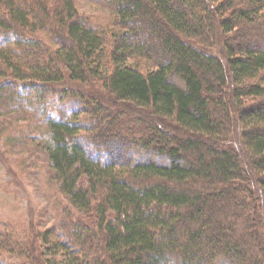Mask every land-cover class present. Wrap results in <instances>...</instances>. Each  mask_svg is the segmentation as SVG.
<instances>
[{
    "label": "trees",
    "instance_id": "trees-1",
    "mask_svg": "<svg viewBox=\"0 0 264 264\" xmlns=\"http://www.w3.org/2000/svg\"><path fill=\"white\" fill-rule=\"evenodd\" d=\"M95 1L118 31L76 0H0V141L70 207L0 236V264H264V0Z\"/></svg>",
    "mask_w": 264,
    "mask_h": 264
},
{
    "label": "rangeland",
    "instance_id": "rangeland-1",
    "mask_svg": "<svg viewBox=\"0 0 264 264\" xmlns=\"http://www.w3.org/2000/svg\"><path fill=\"white\" fill-rule=\"evenodd\" d=\"M76 4L81 13V16H83L87 24H89L95 30L105 33L117 30L116 27L118 26L116 22V15L104 4L98 3L95 0H76ZM109 36L110 35L107 34L108 38H110ZM219 51L220 48H217L215 53ZM61 89L62 88L60 87V90ZM230 97L231 96H229V98ZM61 98L62 96L58 94L48 100V102L45 104L49 111L48 114L55 117L56 112H54V109L61 106ZM52 103H54V105L56 106H53ZM66 103L69 104L67 101ZM45 105H40V107H45ZM74 105H76V103H74ZM118 108L121 109L122 105H119ZM122 109V113L125 114L123 118L126 119L127 113L125 111L127 110L124 108ZM69 110L72 111V108H70ZM133 112L139 117L144 116L138 111ZM17 118L18 117L15 116V119L13 121L14 126H17V128H19L20 125H23V127L27 128L26 133L30 132L28 128L29 123L26 121H21V119ZM16 120H18V122H16ZM234 123L235 129H233L234 131L231 136L229 145L240 155L242 166L246 170V174L248 177L247 185L255 195L259 193L260 199V187L258 184V180L251 171L249 157L245 153V150L242 146V137L239 127L240 125L237 118L234 120ZM14 132L5 134V137H2L0 141V236L2 237L4 234H13L18 236L20 230L22 231V229H20L21 227L23 228L22 237L24 238V236L31 233L29 225H34L32 229L36 228L37 230L56 227L54 225H56V223L62 219V214H64L66 210H69L68 208L70 207L63 197L57 199V202L61 201L62 203L58 202V207L56 206V200L53 196H55L57 192H55V190H50V188L48 189L49 184L47 181H49V175L40 173L37 169L30 168L29 165H27V162L22 163L14 161L18 158L21 159L20 157H23V155L25 154L21 146H16L13 147L11 151L9 150V152L13 154L11 155L3 145V140L12 138V134H14ZM31 136L35 135L33 134ZM208 143V145H210L211 147L214 146L212 142L211 144L210 141ZM4 150L7 151L4 152ZM88 150L92 155L99 153L98 151H96V149L93 150L91 147ZM129 155L132 156L134 154L130 153ZM98 157L100 158L101 154H99ZM12 159L15 162L16 166L14 165ZM30 162H33V160H30ZM257 209L259 211H262V203L258 205ZM85 222L87 223V225H89L88 221ZM18 223L19 226L17 225Z\"/></svg>",
    "mask_w": 264,
    "mask_h": 264
}]
</instances>
